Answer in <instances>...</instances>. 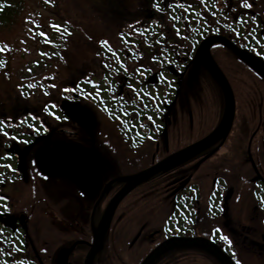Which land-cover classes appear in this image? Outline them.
I'll return each instance as SVG.
<instances>
[{
    "label": "flooded vegetation",
    "instance_id": "flooded-vegetation-1",
    "mask_svg": "<svg viewBox=\"0 0 264 264\" xmlns=\"http://www.w3.org/2000/svg\"><path fill=\"white\" fill-rule=\"evenodd\" d=\"M165 5L170 7L173 4L166 1ZM250 7L238 12L232 6L231 15L235 23L231 39L238 46L264 59V7L260 13L253 11V4ZM141 15V19H136L142 20L137 28L129 31L131 33H120L123 38L133 35L131 39H126L130 47L124 50L108 48L113 61L106 63L104 58L101 59L102 77L99 78L100 74L92 71L78 75L70 81L67 86L71 87L73 98L68 97V101H63L58 106L50 102L47 108L52 116L45 119L35 118L28 108L20 113L0 116V264H85L87 257L84 258L80 248L89 245L92 247L96 238L95 231L99 226L97 218L104 217L110 201L126 186L127 178L200 141L221 125L227 111L225 94L208 70L219 89L216 98L220 104L208 112L215 121L209 131L179 150L169 154L163 152L165 148L166 151L169 149V125L174 119L173 108L178 103L182 90L183 81L179 70L186 72L189 63L178 64V51L174 53L175 41L172 42L167 31L160 33L157 20L159 14L150 10ZM241 16L247 17L248 28L241 21ZM193 52L194 49H190V59H194ZM174 56L177 63L173 61ZM163 60H168L169 63L164 66ZM250 71L264 84L261 75L251 68ZM26 84L33 85L29 82L25 86ZM230 84L236 98V113L231 132L200 155L175 168L159 172L139 184L119 204L115 217L125 208L127 200L140 190L143 197L141 200H147L150 196L151 207L166 205L172 210L168 222L161 229L165 234L162 241L177 235L208 238L218 243L237 262L235 253L239 251L236 249V236L242 235L249 239L250 234L258 237L260 230L257 227L261 224L262 227L259 228L262 229L264 239V97L261 95L264 91L259 89L260 95L254 100L241 101L231 81ZM90 104L96 107L97 112H103L111 119V125L116 128L120 142L106 145L99 152L84 154L89 159L92 170L85 181L77 179L74 173L58 175L45 172L39 164L38 154L41 149H56L55 145H41V135L49 129L46 125L61 123L62 120L71 121L81 132L65 129H61V132L81 136L83 131H90L96 124V116L93 114L95 110L93 111ZM59 108L61 111H58ZM70 108L92 116V121L84 119L79 122L67 116ZM26 127L34 130V134L27 132L31 135L28 139L24 138ZM12 129L15 131H11ZM68 148L72 149L70 145ZM97 169L101 171L99 175ZM203 169L212 174L210 191H207L205 185H201L200 175ZM154 185L159 189H153ZM62 191L70 195L75 204H68L69 200L66 202L71 206L64 210L66 214L64 211L49 212L52 206L55 207L53 201ZM164 192L167 197L159 198ZM154 194L157 195L153 199ZM79 196L82 199L80 202ZM203 202L204 210L201 208ZM242 202L249 203L246 213L244 207H240ZM85 210L89 215V228L81 230L80 219L82 214L86 215ZM201 211L213 226L201 224ZM227 214L230 219H236L235 227L230 229L234 231L233 236L226 230L231 223L223 219L221 224L220 218H225ZM246 217L249 218V223ZM54 218H59L63 228L53 224L56 230H42L43 239L40 242L35 238L33 222L42 221L51 225ZM112 226L107 232L104 244L109 240ZM143 227L139 230L141 234ZM238 227L245 229L247 232L244 233L247 235L241 232L236 235ZM168 228L172 230L170 233L165 232ZM82 231L84 234L89 232V237L86 238ZM92 236L93 243L89 239ZM223 236H227L228 240L222 239ZM162 241L157 242L152 249ZM104 244L102 248L106 247ZM258 244L260 248L264 245ZM176 252L182 251L168 252L155 264H171Z\"/></svg>",
    "mask_w": 264,
    "mask_h": 264
},
{
    "label": "rangeland",
    "instance_id": "rangeland-1",
    "mask_svg": "<svg viewBox=\"0 0 264 264\" xmlns=\"http://www.w3.org/2000/svg\"><path fill=\"white\" fill-rule=\"evenodd\" d=\"M166 1L172 2L173 5L166 7ZM215 1L217 2L216 6L214 2H210V5H214L211 10L207 3L204 13L201 12L204 5L199 8L197 4L200 5L201 1L198 0H22L17 6V9H21L20 12L9 17L7 24L0 25V116L15 112L20 113L25 108L34 113L35 118L45 119L47 116H52L47 108L50 102L58 106L63 101H68V97L73 98L74 96L70 90L71 87H68L67 84L78 75L87 72H97L100 74L99 78L102 77L101 59L104 58L106 63L113 59L108 50L110 48L124 50L126 47H130L126 39H131L133 35L123 38L120 33L137 28L142 20L136 21V19L139 20L141 14L154 10L159 14L157 20L160 25V33L167 31L172 42L175 41L174 46L177 47H174V53L176 54L178 51L176 54L178 64L186 63L187 65L189 63L186 72L182 69L179 70L183 81L182 90L178 97V103L173 108L174 119L169 125V149L166 151L165 148L166 150L164 149L163 152L169 154V152L179 150L189 144L190 141L209 131L215 120L208 115V112L220 104L216 98V93L219 91L216 80L201 61L196 62L195 59L192 58V60L188 56L190 49H194L197 43L193 42L197 28H207L209 24H212L215 29L224 30L228 36L231 34L233 37L230 16L226 11L229 6H235L237 11L241 12L253 4V11L258 13L264 7V0ZM193 11H196L198 15L194 16ZM222 15L223 22L227 23L229 28L223 26L221 28L219 25L218 21ZM207 18H211L209 23ZM54 25L61 27L57 29L53 27ZM176 48L178 49L176 50ZM212 52L219 66L223 68L237 90L239 100H254L260 95L258 94L259 89L264 91L262 81L250 71L248 65L226 47L220 44L215 45ZM176 57L174 56V63H177ZM168 63V60H163L164 66ZM27 82L33 85L26 84L25 86ZM261 95L264 97V93ZM90 105L93 111L95 110L93 113L96 116L95 127L90 131H83L81 136H77L61 132V129L75 133L81 132L80 128L78 129L73 122L52 121L54 124L46 125V128L49 129L41 135L43 139L41 145H55L56 149L60 148L61 145L67 147L70 145V148L75 151L87 155L91 151L103 150L106 145L118 144L120 142L118 132L111 125V119L107 116L108 119L103 112H97L94 105ZM58 111H61L60 108ZM40 128L43 131L44 128L42 126ZM24 129L25 139L31 136L27 132L34 134L33 129L29 127ZM11 131L15 130L12 129ZM47 137L49 138L45 139ZM97 170L99 175L101 171L100 169ZM200 176L201 185H205L207 191L212 190V174L203 169ZM154 188L158 187L154 185ZM157 194L153 195V199ZM59 195L53 201L55 207L52 206L48 210L49 212L60 213L67 210L68 206L71 207L66 204L68 200V204L74 203L70 195L64 191L60 192ZM163 196H166L165 192L160 194L159 198ZM141 198L143 197L138 190L127 200L125 208L117 214L113 221L109 240L107 244L105 243L106 247L97 253L93 264H141L143 258L147 256V251L150 252L157 242L164 239L165 234L161 232V229L168 222V216L172 210L168 209L166 205L151 207L150 196L147 197L149 198L147 200H141ZM78 199L79 202L82 201L80 196ZM206 199L207 197L204 198V202ZM155 200L157 201L158 198ZM204 202L201 206L203 210ZM248 206V202H242L240 207H244L246 213L249 209ZM200 214H202L201 224L204 226L214 225L205 219L202 211ZM81 216V230H87L89 228L87 225L89 215L83 216L82 214ZM229 216L227 214L225 218L221 217L220 219L221 224L223 219L231 223L230 228L228 226L226 230L233 236L234 231L230 229L232 226L235 227L236 219L234 218V221ZM100 218L101 216L97 218V224L99 223L98 220H101ZM58 219L54 218L51 225L43 223L41 220V222L34 221L35 238L41 242L43 239L42 230H56L55 225L63 228V223ZM246 220L249 223L248 217ZM142 227L141 234L139 230ZM259 227H262L261 224ZM259 227L257 229L260 230V233L258 237L255 235L256 238L250 234L249 239L242 237V235L236 236L239 240H237L236 249L239 252H236L235 256L239 264H264V245L260 248L258 244L264 243V239L261 233L262 229ZM236 229V235L238 232L242 234L247 232L240 227ZM171 231L168 228L165 232L170 233ZM253 233L256 232L253 231ZM82 234H84L83 231ZM84 235L88 238L89 232L86 231ZM89 239L93 243V236ZM90 248V245L80 248L83 250L85 259ZM181 253L176 252L170 263L223 264L219 259L197 249H185Z\"/></svg>",
    "mask_w": 264,
    "mask_h": 264
},
{
    "label": "water",
    "instance_id": "water-1",
    "mask_svg": "<svg viewBox=\"0 0 264 264\" xmlns=\"http://www.w3.org/2000/svg\"><path fill=\"white\" fill-rule=\"evenodd\" d=\"M222 43L231 49L236 55L242 58L247 65L254 69L259 75L264 78V60L251 54L250 52L239 48L230 39L218 35L210 36L208 39L204 40L200 45L197 52V61H202L203 64L210 69L212 75L216 78L220 88L223 89L226 99V114L222 120L221 125L215 129L212 134L201 139L200 141L191 144V146L181 149L178 152L170 154V156L159 163L151 166L147 170L141 171L136 175L129 176L127 179L126 186L121 189L120 192L110 201L106 209V214L100 221L99 228L95 231V241L92 244V248L87 254V259L85 264H92L97 252L102 247L109 228L111 227L112 220L116 214L117 207L122 202V200L136 188L139 184L148 181L151 177L159 174V172L170 170V168H175L182 162L191 160L202 152L210 149L218 141L222 140L223 137L228 135L234 123V117L236 113V98L234 96L233 88H231L228 77H226L221 66H219L211 53V48L213 44ZM68 116H71L76 121L83 122L84 119L92 121V116L82 113L81 110L76 108H71L67 112ZM38 161L40 166L45 172L53 174H72L74 173L80 181H85L90 176L91 164L89 159L84 156V153L74 151L68 147L62 146L60 150L56 149H42L38 154ZM200 248L211 252L217 259H219L224 264H236L231 256L224 252L218 245L209 239L202 237H173L171 239L165 240L161 245L152 250L151 253L141 262V264H153L158 258H160L163 253L174 250L175 248Z\"/></svg>",
    "mask_w": 264,
    "mask_h": 264
},
{
    "label": "trees",
    "instance_id": "trees-1",
    "mask_svg": "<svg viewBox=\"0 0 264 264\" xmlns=\"http://www.w3.org/2000/svg\"><path fill=\"white\" fill-rule=\"evenodd\" d=\"M20 2H22V0H0V25L7 24L9 22V17H11L14 13L18 14L20 12L21 9H17ZM231 8L232 7L230 6L228 7L226 10L227 13H231ZM240 19L242 22L248 23L247 17L241 16Z\"/></svg>",
    "mask_w": 264,
    "mask_h": 264
},
{
    "label": "snow or ice",
    "instance_id": "snow-or-ice-1",
    "mask_svg": "<svg viewBox=\"0 0 264 264\" xmlns=\"http://www.w3.org/2000/svg\"><path fill=\"white\" fill-rule=\"evenodd\" d=\"M54 28H60L61 26L60 25H54L53 26ZM42 35H45L44 33H42ZM219 230H217V232H218ZM0 235H2V233H0ZM222 239H224V240H228V237L227 236H223V237H221ZM230 242V241H229Z\"/></svg>",
    "mask_w": 264,
    "mask_h": 264
}]
</instances>
